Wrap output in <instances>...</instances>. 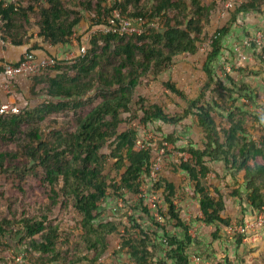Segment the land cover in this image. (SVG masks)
<instances>
[{"label":"trees","instance_id":"1","mask_svg":"<svg viewBox=\"0 0 264 264\" xmlns=\"http://www.w3.org/2000/svg\"><path fill=\"white\" fill-rule=\"evenodd\" d=\"M226 1L222 0L224 8ZM115 7L128 17L155 21L159 27L133 35L96 33L87 45L85 56H77L66 66H61L59 57L34 43L27 53L44 50L46 57L58 60L55 66L31 76V93L38 95L39 91L49 99L19 114H0V146L13 143L15 147L12 150L0 147V174L12 173L20 180L27 176L36 179L38 186L50 188L52 206L45 211L39 207L36 213L23 216L19 222L3 218L0 240L10 230L19 231L27 240V257L38 254L39 264H95L109 250L110 236L119 231V225L102 220L100 204L111 192L119 197L125 192L141 194L142 184L152 178L155 168L152 150L137 146V130H119L125 121L136 118L143 125L156 121L176 125L192 115L196 117L204 138L203 147L189 143L181 148L189 158L175 169L185 172L193 184L201 211L199 222L231 226V220L223 216L226 203L221 190L206 181L212 161L223 162L226 174L237 184L230 195L239 199L242 208H250L255 217L264 211V104L258 107L260 111L239 105L242 98L254 102L256 90L247 83H236L227 75L230 86L226 85L215 69L225 51L223 41L238 17L263 16L264 0H246L227 10L231 12L230 19L211 37V51L203 65L206 82L197 97L188 99L175 83H165L168 90L187 102L184 111L175 115L156 104L146 105V100L140 98L137 104L142 115L132 113L127 119L122 117L131 112L135 91L143 78L157 77L179 55H194L199 51V43L206 38L205 29L219 9L215 0L210 4L201 0H114L113 5L109 0H0V40L16 47L29 45L30 31L37 27L42 43L67 49L86 12L93 15V28L105 24ZM249 48L253 49V56L259 53L264 62V43L262 46L252 43ZM38 85H42L39 90ZM210 90L226 98L225 107L206 99ZM93 91L96 93L91 96ZM95 100H98L96 105L80 114V109ZM216 109L225 112L220 124L214 116ZM66 110L76 115L73 126L62 125L44 138L41 124ZM255 132L258 134L254 135ZM176 141L173 135H167L162 148ZM107 144L109 154L103 152ZM110 160H114L112 171H116V179L105 175ZM154 184L157 190H162L167 210L158 211L157 221L149 208L143 206L152 226L129 218L134 223L132 227L124 226L118 252L127 255V264H191L192 248L199 242L190 233V226L175 203L176 186L161 177ZM60 203H71L80 215V238L86 250L93 253L92 257L74 256L60 247V240H64L60 228L49 220L53 207ZM165 222L173 223L181 235L171 234ZM18 224L20 227L14 230ZM218 232L216 229L212 234L214 239ZM236 235L237 244H241L246 235ZM224 264L237 263L225 258ZM238 264H243V260Z\"/></svg>","mask_w":264,"mask_h":264},{"label":"rangeland","instance_id":"2","mask_svg":"<svg viewBox=\"0 0 264 264\" xmlns=\"http://www.w3.org/2000/svg\"><path fill=\"white\" fill-rule=\"evenodd\" d=\"M201 1L203 4H210L213 0ZM215 1L219 3V9L214 13L210 25L205 29L206 38L199 43V51L194 55H179L173 65L157 77L148 76L143 78L141 85L135 91L131 104V112L122 115L124 119H127L132 113H137L139 116L142 115V111L139 110L140 107L137 104L140 98L146 100V105L156 104L161 106L168 114L175 115L182 113L187 106V102L165 87V83L168 81L175 83L188 99L199 95L206 82L203 65L207 55L211 51V37L217 29L222 28L226 24L231 15V12H228L223 7L222 0ZM109 4L113 5L114 0H109ZM92 18V14L85 13L83 21L76 28L75 34L71 38L67 48L77 51L83 42L86 45L89 44L92 35H96L92 33ZM262 30H264V15L248 14L238 17L236 24L223 41L225 51L222 53L219 62L215 65L217 75L222 77L226 85L230 86V81L226 77L227 75L236 83H247L256 90L257 98L254 102L250 103L246 98H242L238 102L239 105L245 104L246 108L254 111H260L258 107L264 104V62L260 60L259 53L253 56V49L250 48H241V52L247 55V59L243 60L242 55L236 50V46H239L244 39L256 36ZM37 33V27H34L30 31V34H32L30 46L37 43L40 48L45 50L46 48H51L50 45L42 43V39L38 38ZM3 43L0 40V44L4 45ZM263 43L264 39L259 46H262ZM59 49L61 50L60 52ZM52 50L55 51L53 55L60 58L59 63L61 66H66L76 60V57H73L74 59L62 57V53L66 50L65 48L59 46L52 48ZM30 54L34 55L36 61L47 56L42 51L27 53L26 50L19 60L10 63L14 64L22 59L24 60ZM71 54L69 53L68 56H71ZM2 67L0 65V73L4 69ZM239 68H245L247 71L240 73L237 71ZM46 71H48V68ZM249 71H254L255 74L250 75ZM51 74H55V72H51ZM32 78L30 76L12 80L11 85L7 88L8 92L3 94V96H12L22 112L35 108L49 99L47 95H41L39 91L38 95L31 93ZM0 84H5L3 78H0ZM41 87L42 85H38L37 90ZM2 91L4 92V88H2ZM95 93L93 91L91 96H94ZM235 96L237 95L235 94ZM206 99L211 102L217 101L223 107L227 104L226 98L220 92L215 93L212 90L207 92ZM97 103L98 100H95L93 104L80 109V114L81 112L82 114L87 113ZM221 115L224 118L225 112L216 109L214 116L217 124L223 121ZM74 119H76V115L71 110L63 111L56 116L48 118L41 124L43 137L48 138L54 129L60 128L62 125L73 126L72 122ZM128 128L137 130L138 148L139 144H141L152 150L155 168L153 175L151 174L152 178L146 179L145 183L142 184L141 194L125 192L123 196L119 197L111 192L100 204L102 220L116 222L119 225V231L110 236L111 245L109 250L95 264H127V255L124 252H118L121 233L124 230V226H133L134 222L129 220V218L139 222L141 225L152 226L150 219L146 217L142 209L143 206L149 208L150 212L156 216L157 221L160 220L158 211L167 210L162 190H157L154 187V183L160 177L175 184L177 190L175 203L179 208L181 217L190 226V233L199 242L192 248L191 260L193 264H224L225 258L235 261L237 264L242 260L243 264H264V235L262 234V237L257 240L253 238L256 235L259 236L261 230L264 228V211L258 217H255L251 215L250 208H242L239 199L230 195L232 190L237 187V184L234 183L231 176L226 174L223 162H210L212 171L206 181L208 185L215 186L221 190L226 203V210L223 216L231 220V226H208L199 222L201 211L193 184L185 172L181 170L176 171L175 169L182 161H186L189 158V154L182 152L181 148L187 146L189 143H192L195 147H203L204 138L197 125L196 117L192 115L176 125H167L161 121L143 125L136 118L131 122L125 121L119 130L124 131ZM257 134V132L254 133V135ZM167 135H173L177 141L176 143L169 142L164 144L166 145V149H163L162 142ZM0 147L4 150L15 148L13 143H5ZM103 152L106 154L110 153L109 144L103 148ZM113 162L114 160H110L105 171V175H108L110 179H116L117 176L116 171H112ZM36 182V179L29 176L25 180H20L12 173L0 174V222L3 218L19 222L23 216L36 213L39 207H44V211L47 208L52 209L50 205V188L42 185L38 186ZM142 198L143 200H141ZM260 218L263 220L261 228L256 232L248 231L242 243L237 244L238 236L236 235V229L247 224H256L260 222ZM49 220L60 228V232L64 238L63 241L60 240V247L64 251H69L74 256H84L86 254L90 257L93 256V253L86 250L80 238L79 223L81 218L71 203H60L57 207H53ZM164 226L171 234L181 235V230L175 229L173 223L165 222ZM19 227V224L15 225L14 230H18ZM216 229H219V232L217 238L214 239L212 234L216 232ZM18 232L12 233L10 230L5 238H1L0 264H39L38 260L40 259H38V254L34 253V255H30L31 257L34 256V258L27 257V240L23 238L22 234L19 235ZM114 251H116L117 255L113 253ZM238 256L241 257L238 258Z\"/></svg>","mask_w":264,"mask_h":264},{"label":"built area","instance_id":"3","mask_svg":"<svg viewBox=\"0 0 264 264\" xmlns=\"http://www.w3.org/2000/svg\"><path fill=\"white\" fill-rule=\"evenodd\" d=\"M246 0H227L225 3L226 10H232L237 4H241ZM158 28L159 25L152 20H149L145 17H128L121 13L118 7H115L111 15L106 19L105 24L93 27L92 33L96 34L99 32L102 33H118V34H142L147 28ZM264 39V32H259L256 36L248 37L243 40V42L236 46V50L242 55V59L246 60L247 55L241 52V48H249L252 43H256L258 45L262 44V40ZM87 52V45L81 44L77 51H71V56H66L74 59L73 57L77 56H85ZM58 60L54 57H45L36 61V58L33 54L28 55L24 60H20L17 63H6L4 64V69L0 73V78L5 81V84H2L1 88H4V93L8 92L7 88L11 85L12 80H15L20 77H30L34 76L43 68L55 66ZM21 113V109L15 103V100L12 96H8L6 100H2L0 98V114L8 115V114H19ZM139 147H143V145L139 144ZM154 170L152 171L153 175ZM260 222L256 224H247L245 226H240L236 229V233L246 235L248 231H257L261 228L263 224L262 218L259 219Z\"/></svg>","mask_w":264,"mask_h":264},{"label":"crops","instance_id":"4","mask_svg":"<svg viewBox=\"0 0 264 264\" xmlns=\"http://www.w3.org/2000/svg\"><path fill=\"white\" fill-rule=\"evenodd\" d=\"M4 45H1L0 44V65L4 66V64L6 63H10V62H14V61H17L21 58V56L24 54V52L26 50H28L30 47V44L29 45H24V46H19V47H16V46H13L11 44H7V43H3ZM69 46V45H68ZM67 46V47H68ZM53 47L51 48H46V51L50 54V55H53L55 53V51L52 50ZM34 51H42L44 54H47L44 50H34ZM61 50L59 49V52ZM66 53H62V57H66L69 53H71L72 48H67L66 50H64ZM41 58V57H40ZM43 58V57H42ZM3 68V67H2ZM2 84H0V98L4 101L7 99L8 96H3L4 92L2 91V88H1ZM262 234L264 235V228L261 230L260 232V235L259 236H254V240H257L259 238L262 237ZM241 257V256H238V258ZM240 260V259H239ZM240 262V261H239ZM191 264H193V261L191 260Z\"/></svg>","mask_w":264,"mask_h":264}]
</instances>
